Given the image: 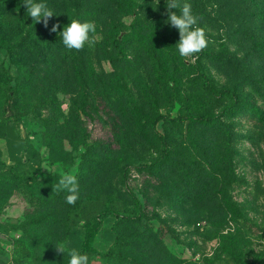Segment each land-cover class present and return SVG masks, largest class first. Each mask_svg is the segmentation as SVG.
I'll return each instance as SVG.
<instances>
[{
    "label": "rangeland",
    "instance_id": "obj_1",
    "mask_svg": "<svg viewBox=\"0 0 264 264\" xmlns=\"http://www.w3.org/2000/svg\"><path fill=\"white\" fill-rule=\"evenodd\" d=\"M37 2L95 42L57 55L0 0V161L25 177L0 175V264H68L65 241L89 264L116 241L118 264H264V0H179L208 39L195 63L166 0ZM66 172L75 205L52 189ZM107 207L138 215L98 223Z\"/></svg>",
    "mask_w": 264,
    "mask_h": 264
},
{
    "label": "clouds",
    "instance_id": "obj_2",
    "mask_svg": "<svg viewBox=\"0 0 264 264\" xmlns=\"http://www.w3.org/2000/svg\"><path fill=\"white\" fill-rule=\"evenodd\" d=\"M23 4L26 6L28 16L35 23L42 21L47 27L48 20L53 17L54 13L46 3L37 2V0H23ZM166 9L168 16L166 23L176 28L179 33V41L176 44L179 55L186 60L190 58L191 62L195 63L199 58L198 54L208 45L205 29L198 26L200 17L192 13L189 3L181 6L179 0H166ZM174 9H179V13L173 11ZM58 27V24L53 25L51 31L57 32ZM95 31L94 22L72 19L59 35L67 49L80 51L86 43L95 42L90 38V33H95ZM52 189L53 192H66L65 202L69 205H75L79 199L80 186L75 174L67 172L61 174L58 182L52 185ZM68 244L69 242L65 241L55 245L58 253L68 255V264H89L87 254H81L77 249L70 248Z\"/></svg>",
    "mask_w": 264,
    "mask_h": 264
},
{
    "label": "trees",
    "instance_id": "obj_3",
    "mask_svg": "<svg viewBox=\"0 0 264 264\" xmlns=\"http://www.w3.org/2000/svg\"><path fill=\"white\" fill-rule=\"evenodd\" d=\"M52 26H47L45 28H43L42 30H38L36 32V34H34L33 36L35 38H37L40 42V44H43L49 51H52L53 53H56L57 55H61L62 57H66V58H70V57H74V49L73 50H69L67 49L62 42V37L60 35L57 34V32H52L51 31ZM227 92V94L231 95V91H225ZM233 96H235V94H233ZM228 109L232 110L233 112L237 110V104L234 103L231 106L227 107ZM185 118L184 117H178L175 120H183ZM213 117L210 116L209 120H212ZM20 160L19 162H15L13 165H7L6 162H1L0 161V175L2 177V179L4 181L7 182H12L14 179H23L25 177L24 173L21 171L19 165H20ZM23 163V162H22ZM126 212V211H124ZM143 212V207H142V203L138 202V213H142ZM116 210H113L109 207L105 208L102 212H100L98 214V217H96L98 219V223H101L102 220L105 217H109L112 215H121L122 217H130L133 218L135 215L137 214H133L131 212H127V213H122ZM96 222V223H97ZM119 241H116V243L105 253V257L106 260H108L109 262H113V264H118V260H117V248L119 246ZM15 255H19L20 254V250H15L14 251Z\"/></svg>",
    "mask_w": 264,
    "mask_h": 264
},
{
    "label": "water",
    "instance_id": "obj_4",
    "mask_svg": "<svg viewBox=\"0 0 264 264\" xmlns=\"http://www.w3.org/2000/svg\"><path fill=\"white\" fill-rule=\"evenodd\" d=\"M122 36V35H121Z\"/></svg>",
    "mask_w": 264,
    "mask_h": 264
}]
</instances>
